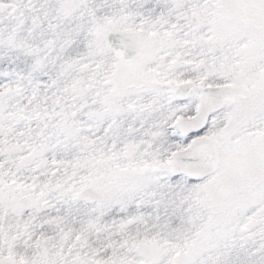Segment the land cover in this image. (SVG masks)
<instances>
[{
	"label": "snow or ice",
	"instance_id": "6c2138e0",
	"mask_svg": "<svg viewBox=\"0 0 264 264\" xmlns=\"http://www.w3.org/2000/svg\"><path fill=\"white\" fill-rule=\"evenodd\" d=\"M0 264H264V0H0Z\"/></svg>",
	"mask_w": 264,
	"mask_h": 264
}]
</instances>
